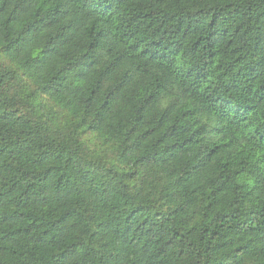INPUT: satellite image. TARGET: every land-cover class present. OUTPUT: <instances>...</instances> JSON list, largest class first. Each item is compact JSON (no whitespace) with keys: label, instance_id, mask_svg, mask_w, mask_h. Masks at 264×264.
Returning a JSON list of instances; mask_svg holds the SVG:
<instances>
[{"label":"trees","instance_id":"trees-1","mask_svg":"<svg viewBox=\"0 0 264 264\" xmlns=\"http://www.w3.org/2000/svg\"><path fill=\"white\" fill-rule=\"evenodd\" d=\"M0 264H264V0H0Z\"/></svg>","mask_w":264,"mask_h":264}]
</instances>
